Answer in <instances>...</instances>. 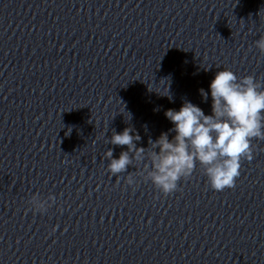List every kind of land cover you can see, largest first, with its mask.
I'll list each match as a JSON object with an SVG mask.
<instances>
[{
	"label": "clouds",
	"instance_id": "1",
	"mask_svg": "<svg viewBox=\"0 0 264 264\" xmlns=\"http://www.w3.org/2000/svg\"><path fill=\"white\" fill-rule=\"evenodd\" d=\"M254 44L264 55V35ZM199 91L207 101L209 93ZM210 95V115L190 101H185L179 110H166L165 117L174 125L169 132L175 135L170 139L169 132H162L156 140H149L148 148L137 147L141 136L133 127H126L121 133L113 130L108 142L127 146V150L119 158H113L111 148L104 152L109 161L107 171L117 179L127 172L126 183L133 185L137 172H128V168L143 164L139 175L168 196L199 165L213 190L234 188L242 161L253 159V141L264 140V84L254 75L238 77L224 68L211 81ZM55 202L54 195L44 198L39 193L28 200L31 209L41 214Z\"/></svg>",
	"mask_w": 264,
	"mask_h": 264
}]
</instances>
